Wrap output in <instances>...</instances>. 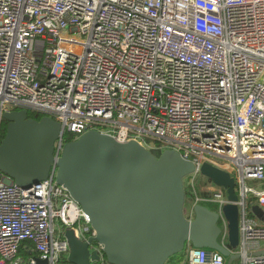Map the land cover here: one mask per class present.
<instances>
[{"label":"built area","instance_id":"1","mask_svg":"<svg viewBox=\"0 0 264 264\" xmlns=\"http://www.w3.org/2000/svg\"><path fill=\"white\" fill-rule=\"evenodd\" d=\"M22 108L75 138L97 129L178 151L195 164L185 216L198 204L216 212L234 264H264L252 211H264V0H0V127ZM206 162L235 180V249L228 195L201 173ZM67 229L96 235L55 177L24 188L0 171V264H68ZM208 250L187 245L183 263L226 264ZM90 252L109 264L100 244Z\"/></svg>","mask_w":264,"mask_h":264},{"label":"water","instance_id":"2","mask_svg":"<svg viewBox=\"0 0 264 264\" xmlns=\"http://www.w3.org/2000/svg\"><path fill=\"white\" fill-rule=\"evenodd\" d=\"M3 119L8 125L0 143V171L24 188L55 177L96 231L84 241L66 230L68 264L100 261L97 252H90L91 243L102 246L109 264H167L189 244L218 250L226 264L240 258L219 243L216 212L198 204L193 219L185 216V178L195 171V164L178 151L167 148L157 156L138 140L121 142L97 129L65 142L60 122L50 116L31 118L23 108L4 112ZM201 173L226 189L229 203L224 214L229 245L235 249L240 243L235 180L207 162ZM252 211L264 222L262 208L256 205Z\"/></svg>","mask_w":264,"mask_h":264},{"label":"trees","instance_id":"3","mask_svg":"<svg viewBox=\"0 0 264 264\" xmlns=\"http://www.w3.org/2000/svg\"><path fill=\"white\" fill-rule=\"evenodd\" d=\"M42 116L43 115H41V114H36V113H34L32 111H29V117H31V118L40 119ZM7 124H8V122L3 119L2 123H1V127H0L1 140L5 137V134H6V131H7ZM73 139H75V136L73 134L66 133L65 136H64V141L65 142L71 141ZM152 151L157 156L160 154V150H158V149H152ZM27 243L32 245L31 241H28ZM34 254L35 253H27V256L31 257V256H34ZM169 260L172 261L171 264H184L183 263V255L182 254H178V255H176L174 257H171ZM92 264H100V263L96 262V263H92Z\"/></svg>","mask_w":264,"mask_h":264},{"label":"rangeland","instance_id":"4","mask_svg":"<svg viewBox=\"0 0 264 264\" xmlns=\"http://www.w3.org/2000/svg\"><path fill=\"white\" fill-rule=\"evenodd\" d=\"M185 182H186V190H187V205H186V207L188 208V207L190 206L191 202H192V199H191V197H192V191H191V188H190V186H189L190 176L187 177V178H185ZM181 254L183 255V261H184V252L181 253ZM173 257H174V256H173ZM173 259H174V258H173ZM171 263H172L171 260H169V261L167 262V264H171Z\"/></svg>","mask_w":264,"mask_h":264},{"label":"crops","instance_id":"5","mask_svg":"<svg viewBox=\"0 0 264 264\" xmlns=\"http://www.w3.org/2000/svg\"><path fill=\"white\" fill-rule=\"evenodd\" d=\"M258 221H259V218L255 217ZM261 221V220H260ZM262 222V221H261Z\"/></svg>","mask_w":264,"mask_h":264},{"label":"bare ground","instance_id":"6","mask_svg":"<svg viewBox=\"0 0 264 264\" xmlns=\"http://www.w3.org/2000/svg\"><path fill=\"white\" fill-rule=\"evenodd\" d=\"M8 125V124H7ZM180 261V260H179Z\"/></svg>","mask_w":264,"mask_h":264},{"label":"flooded vegetation","instance_id":"7","mask_svg":"<svg viewBox=\"0 0 264 264\" xmlns=\"http://www.w3.org/2000/svg\"><path fill=\"white\" fill-rule=\"evenodd\" d=\"M3 121V120H2Z\"/></svg>","mask_w":264,"mask_h":264}]
</instances>
